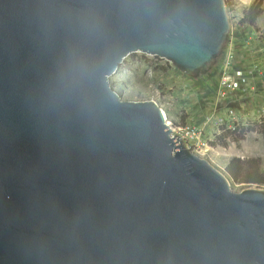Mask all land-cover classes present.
Listing matches in <instances>:
<instances>
[{
	"label": "water",
	"instance_id": "1",
	"mask_svg": "<svg viewBox=\"0 0 264 264\" xmlns=\"http://www.w3.org/2000/svg\"><path fill=\"white\" fill-rule=\"evenodd\" d=\"M228 31L224 0H0V264H264V189L109 84L135 52L205 71Z\"/></svg>",
	"mask_w": 264,
	"mask_h": 264
},
{
	"label": "rangeland",
	"instance_id": "2",
	"mask_svg": "<svg viewBox=\"0 0 264 264\" xmlns=\"http://www.w3.org/2000/svg\"><path fill=\"white\" fill-rule=\"evenodd\" d=\"M229 24L226 42L210 67L188 75L165 58L141 52L127 55L109 84L122 100L156 102L179 145L208 160L227 177L233 191L262 188L232 181L224 168L232 157L259 158L264 173L262 136L250 131L237 145L211 146L220 127L264 120V0L254 25L240 21L253 0H224ZM223 79L237 82L236 87Z\"/></svg>",
	"mask_w": 264,
	"mask_h": 264
},
{
	"label": "trees",
	"instance_id": "3",
	"mask_svg": "<svg viewBox=\"0 0 264 264\" xmlns=\"http://www.w3.org/2000/svg\"><path fill=\"white\" fill-rule=\"evenodd\" d=\"M263 12V0H253V2L243 10L240 18L242 24L254 25L258 16ZM255 131L262 136L264 148V120L253 121L247 125H236L234 128L220 127V132L210 142L211 146H222L227 148L230 142L237 145L245 138V135ZM259 158H239L232 157L228 160L224 170L229 178L234 182L251 183L256 186L264 185V173L259 166Z\"/></svg>",
	"mask_w": 264,
	"mask_h": 264
},
{
	"label": "built area",
	"instance_id": "4",
	"mask_svg": "<svg viewBox=\"0 0 264 264\" xmlns=\"http://www.w3.org/2000/svg\"><path fill=\"white\" fill-rule=\"evenodd\" d=\"M223 84L224 85H228V86H234V87H236V85H237V82L235 81V79H234V82H231V81H227L226 79H223ZM169 127V126H168ZM170 128V127H169ZM171 129V128H170ZM171 135L174 137V139H176L177 140V142H179L180 140L176 137V136H174L172 133H171Z\"/></svg>",
	"mask_w": 264,
	"mask_h": 264
},
{
	"label": "bare ground",
	"instance_id": "5",
	"mask_svg": "<svg viewBox=\"0 0 264 264\" xmlns=\"http://www.w3.org/2000/svg\"><path fill=\"white\" fill-rule=\"evenodd\" d=\"M162 113H163V115H164V117H165V114H164V112H163V110H162ZM165 123H166V118H165ZM167 124V123H166ZM170 128H171V126L169 125V124H167Z\"/></svg>",
	"mask_w": 264,
	"mask_h": 264
}]
</instances>
